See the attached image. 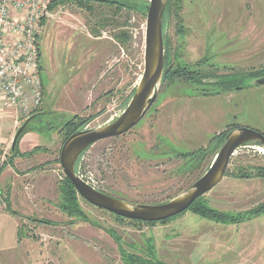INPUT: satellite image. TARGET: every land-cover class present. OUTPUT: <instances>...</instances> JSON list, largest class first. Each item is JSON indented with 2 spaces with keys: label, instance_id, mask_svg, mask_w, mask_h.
Masks as SVG:
<instances>
[{
  "label": "rangeland",
  "instance_id": "1",
  "mask_svg": "<svg viewBox=\"0 0 264 264\" xmlns=\"http://www.w3.org/2000/svg\"><path fill=\"white\" fill-rule=\"evenodd\" d=\"M49 15L37 39L39 106L30 114L19 113L3 108L0 98V215L9 219L8 204L19 227L13 247L15 230L0 226L4 248L20 257L10 264H122V254L165 264H264V213L245 216L237 225L217 224L189 211L166 223L130 224L81 202L84 220L58 209L64 175L56 162L63 145L60 129L74 115L88 120L85 129H93L122 113L143 72L145 19L132 14L126 26L96 28L94 37L93 18L73 3ZM180 18V23L169 20L165 30L171 64L206 77L201 86L163 80L135 127L96 142L79 156V173L108 196L134 204L164 203L208 170L219 150L210 143L214 135L230 125L255 130L247 127L255 120L249 87L264 85L255 86L257 79L248 75L259 72L264 78V0H181ZM124 19L128 15L118 16L119 23ZM118 31L132 36L125 46L113 36ZM210 83H226L233 90ZM237 106L242 111L235 114ZM224 109L230 112L226 119L219 116ZM34 114L17 140V153L24 156H13V137ZM34 149L39 152L26 155ZM199 151L203 162L177 174L182 164L177 155L199 159L194 154ZM263 164L264 151L251 144L236 151L227 169L253 175L252 167ZM204 201L217 212L244 215L264 205V178L227 175L204 194Z\"/></svg>",
  "mask_w": 264,
  "mask_h": 264
},
{
  "label": "water",
  "instance_id": "2",
  "mask_svg": "<svg viewBox=\"0 0 264 264\" xmlns=\"http://www.w3.org/2000/svg\"><path fill=\"white\" fill-rule=\"evenodd\" d=\"M168 0H149L146 12L143 51V72L122 113L112 122L98 128L78 130L63 143L59 153V165L75 191L91 206L115 216L145 222H161L185 212L194 201L212 190L224 177L231 157L249 143L257 144L264 151V135L261 132L237 127L223 139L208 170L188 188L161 204H134L108 196L82 181L75 172L79 156L96 142L126 134L145 116L156 100L162 85L164 72V40L162 19ZM255 86L264 85V78ZM38 114L27 118L16 131L11 142L13 152L19 136Z\"/></svg>",
  "mask_w": 264,
  "mask_h": 264
},
{
  "label": "trees",
  "instance_id": "3",
  "mask_svg": "<svg viewBox=\"0 0 264 264\" xmlns=\"http://www.w3.org/2000/svg\"><path fill=\"white\" fill-rule=\"evenodd\" d=\"M148 1L149 0H55L49 6V11H52L54 8H56L60 5H64L66 3L75 4L77 7L86 11L93 18V24H91L93 26V29L91 32L93 33V36L96 37V36H98L96 28L102 29V28L108 27L109 25L114 27V28H118V26L121 24H122V26H126V24H128L129 20L131 19L130 15H132V14L135 15L136 17L144 20L146 18V12L144 10V6L148 3ZM180 11H181V0H168L167 5H166L165 10H164L163 19H162V31H163L164 35H165L166 25L169 22V20L176 19L179 23L181 22ZM122 14L128 15V19L127 20L124 19L123 23H119L118 16L119 15L122 16ZM113 36L116 39V41L119 42L122 46H125V44L132 39V36L129 35L125 31H118ZM164 46H165V49H164V51H165V53H164V72H163L162 81L167 80V79L168 80L178 79L180 81L189 83L191 85L196 84V85L201 86L202 85L201 79L205 78L206 75H200L196 71L191 72V71H189V68L187 66H175L174 67L170 61V52H169L170 46H169V43H168L166 37L164 40ZM248 76L253 78V79L260 78L259 72L251 73ZM209 86H213L215 89L221 88L222 91L233 90L232 88H230L231 86L229 84H226V83H210ZM134 90H135V88H133L131 90L129 96L124 101L123 106H125L127 104L129 99L133 95ZM35 119L36 118H34L31 122H33ZM87 122H88L87 119H82L78 115H74L70 119L66 120L60 129V133H62V135H63L62 144L71 134L75 133L78 130L85 129L84 127L87 124ZM30 123H28V125ZM237 127L238 126H236V125L228 126L225 131L221 132L220 134L214 135L212 137V139L210 140V143L214 142L217 144V147H220L225 136L230 131H232L233 129H235ZM25 130L23 131V133L25 132ZM21 135L19 136V138L21 137ZM251 144L257 145L255 143H249L246 145H251ZM16 145H17V143H16ZM35 152H39L38 149H34L33 151H31L30 153H28L26 155L30 156ZM10 153L13 156H20V157L24 156V154L18 155L17 150H16V146H15L14 151L13 152L10 151ZM194 154H195L196 158H199V159H184L189 155H183V154L177 155L178 157H181V162H182V164L178 168L177 174L180 175L183 173H190L192 170H195L199 166V164H201L203 162L204 152L199 151V152L194 153ZM56 162L59 163V161H57V160H56ZM252 171H253V173H252L253 175L247 174V173H242L243 170H241V169L237 170V171H233V172H229L227 169L225 174H224V177L229 175V176H232L235 178H245V179H249L252 177L264 178V164L261 166L252 167ZM75 172L79 173V171L77 169V165H75ZM197 179L198 178H196V180ZM196 180H194V182ZM189 186H187L186 188H188ZM58 190H59V202L57 205L58 209L69 218L72 217V218H76L79 220H84L85 215L80 208V202L87 204V205H90V204H88L86 201H84L82 198L79 197V195L75 191L74 187L72 186L70 181L65 177V175H63V178L59 181ZM123 201H125V200H123ZM188 211L192 212L193 214L199 216L202 219H206V220L212 221V222L217 223V224L237 225L243 221L242 219H245V216L250 218V217H257L260 214H263L264 213V205H261L256 209L249 210L244 215L241 214V215H237V216H232V215H229L227 213L224 214L221 212H217V211L213 210L212 208H210L209 206H207L205 201H204V195H202L201 197L197 198L194 201V203L183 213H186ZM6 212L9 213L10 215H12L13 217L17 216L15 212L10 211L8 204L6 207ZM183 213H181V214H183ZM109 214L112 215L116 220H118L120 222L123 221V222H128L130 224L166 223V222L171 221L173 218H176V217L181 215V214H179L173 218H170L168 220L161 221V222L145 223V222L127 220V219L115 216L111 213H109ZM111 236H113V235H111ZM18 237H19V229H18ZM121 260H122V264H165V263H163L159 260H156L154 258L143 257L140 255H135V254H132V255H127V254L123 255L122 254Z\"/></svg>",
  "mask_w": 264,
  "mask_h": 264
},
{
  "label": "built area",
  "instance_id": "4",
  "mask_svg": "<svg viewBox=\"0 0 264 264\" xmlns=\"http://www.w3.org/2000/svg\"><path fill=\"white\" fill-rule=\"evenodd\" d=\"M55 0H0V98L2 107L30 114L41 101L39 28ZM78 177L96 188L86 175Z\"/></svg>",
  "mask_w": 264,
  "mask_h": 264
},
{
  "label": "crops",
  "instance_id": "5",
  "mask_svg": "<svg viewBox=\"0 0 264 264\" xmlns=\"http://www.w3.org/2000/svg\"><path fill=\"white\" fill-rule=\"evenodd\" d=\"M261 86V85H260ZM249 90L251 92V100H252V104L251 107L249 108L251 111V115L255 116V120H253V124L251 126H247V127H253V129L264 133V89L262 87H249ZM230 94V93H228ZM257 101L259 104L257 105L256 102ZM255 102V103H253ZM236 111H242V106H237L234 110V113ZM223 115L224 118L226 119V117H229L230 112L227 109L221 110V112H219V116ZM236 114V113H235ZM237 126V125H236ZM239 127V126H238ZM9 217V219H6V217H3L0 215V226H4L9 224L10 228L14 231L15 230V235H16V240L13 239V241H15V244L18 243L19 237H18V229L19 227L16 225L15 222V217H13L12 215H7ZM3 217V218H1ZM7 217V218H8ZM17 241V242H16ZM11 242L8 244L10 245ZM6 246L5 241H3V238L1 236V227H0V264H10V260H12V262H17L20 260V257L18 255V251L15 252V254H11L9 252L10 249H8L7 247L4 248ZM12 246L14 247V242L12 244ZM5 261V262H3Z\"/></svg>",
  "mask_w": 264,
  "mask_h": 264
}]
</instances>
